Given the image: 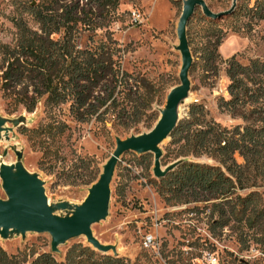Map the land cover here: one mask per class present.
Returning <instances> with one entry per match:
<instances>
[{"label":"rangeland","instance_id":"1","mask_svg":"<svg viewBox=\"0 0 264 264\" xmlns=\"http://www.w3.org/2000/svg\"><path fill=\"white\" fill-rule=\"evenodd\" d=\"M184 0H121L114 15L103 18L106 27L96 31V39L115 41L119 48L118 62L122 71L137 77L142 85L140 93L151 102L147 109L139 106L130 111L136 115L127 116L122 121L108 113L103 120L94 119L79 123L69 116L68 106L63 105L51 111V116L67 125L64 133L51 130L48 141L39 144L24 133V129H34L51 122L46 118L40 103L32 113L21 110L8 115L7 103L0 97V115L16 118L23 115L26 123L9 134V140H0V158L5 164H13L16 156L12 147L22 152L25 168L38 174L44 182V191L49 203L67 201L81 203L90 185L83 184L88 175H97L115 148V138L126 139L149 132L164 108L169 91L178 85L181 65L176 28L182 12ZM211 11L219 13L228 10L232 0H204ZM249 1V0H248ZM37 0H0V44L12 45L16 39V29L12 19L18 17L22 7L30 6ZM254 0L249 1L253 6ZM137 11L141 21L135 23L131 12ZM27 24L36 29L37 25L30 15L24 16ZM200 8H197L187 24V39L193 57L189 73L191 83L186 111L179 116L183 120L194 104H201L209 115L224 126L236 122L228 115L218 111L220 97H228L227 79L223 68L217 77L206 78L199 66V51L207 40L209 25ZM245 22V20H242ZM241 20L235 18L218 21L216 26L225 34L218 48L223 59L236 55L241 62L249 59L264 61V22L247 31L237 27ZM89 32L78 38L79 48L89 46ZM57 39L58 35H53ZM189 42V41H188ZM145 100V101H146ZM169 141L161 145L163 155ZM3 153H6L3 156ZM174 153L169 155L166 165L175 162ZM148 157V159L146 158ZM239 164L243 160L235 155ZM202 163H212L206 157L195 159ZM153 157L151 154L137 155L125 153L118 162L111 181V198L106 219L91 226L92 234L105 245H114L117 257L130 264H264V227L259 242L251 238L254 230L242 224L231 222L224 228H213L211 217L205 204L166 203L156 192L158 179L153 176ZM87 175V176H86ZM260 192L264 189H260ZM246 191H241V194ZM0 199H6L1 188ZM245 235H248L245 241ZM146 237H153L154 243L145 247ZM251 238V239H250ZM91 246L85 237H77L59 246V253L50 252L48 234L26 233L3 240L0 247L9 255L23 253L29 264L41 253H51L61 262L67 250L73 245ZM94 250V249H93ZM96 251V250H95ZM97 252V251H96ZM99 253V252H98ZM102 254V253H100ZM103 255L114 256L112 252ZM213 255L214 262L209 257Z\"/></svg>","mask_w":264,"mask_h":264},{"label":"trees","instance_id":"2","mask_svg":"<svg viewBox=\"0 0 264 264\" xmlns=\"http://www.w3.org/2000/svg\"><path fill=\"white\" fill-rule=\"evenodd\" d=\"M120 1L37 0L23 6L20 15L12 19L15 42L0 44V97L7 103L8 115L21 110L32 113L42 103L51 122L24 129L39 144L48 141L53 129L64 133L67 125L51 116V111L63 105L79 123L103 120L108 113L122 121L137 114L130 112L133 109L150 107L151 102L140 93L142 85L137 77L120 69L115 41L95 38L96 31L106 27L103 20L114 15ZM249 1L237 0L233 13L221 19L205 18L212 33L199 51L194 50L199 54L194 64L206 78L217 77L223 68L228 97H220L217 108L236 123L224 126L203 105L192 104L171 134L161 159L166 165L174 153V160L182 163L155 184L166 203L205 204L210 216H216L212 229L237 222L254 230L251 238L259 242L256 236L264 227V191H259L264 189V61L241 62L236 55L223 59L218 48L225 34L216 26L218 21L235 18L245 20L236 31H251L264 22V0H254L253 6ZM25 15L32 17L36 29L27 24ZM85 32L90 34V45L79 48L76 41ZM203 156L212 163L195 160ZM96 178L88 175L83 184L90 185ZM26 262L23 253L9 255L0 247V264ZM29 264L130 263L79 244L70 247L61 262L45 252Z\"/></svg>","mask_w":264,"mask_h":264},{"label":"water","instance_id":"3","mask_svg":"<svg viewBox=\"0 0 264 264\" xmlns=\"http://www.w3.org/2000/svg\"><path fill=\"white\" fill-rule=\"evenodd\" d=\"M237 0H232L228 10L215 13L204 0H184L178 20L176 50L181 57L178 73V85L174 86L166 97V103L160 110V116L154 127L147 133L130 136L126 139L115 138V148L102 166L98 179L88 188L87 195L79 204L67 201L49 203L44 191V182L38 174L28 171L22 162V152L15 147L13 164H5L0 158L1 188L6 199H0V238L3 240L15 236L23 239L26 233H46L50 237V252L59 253V246L67 241L85 237L92 249L99 253L112 252L117 257L114 245H105L94 237L91 226L106 219L111 198V181L120 158L127 152L137 155L151 154L153 157V176L160 180L182 163L177 160L164 168L161 165L163 152L161 145L170 140V136L179 123V107L190 94L189 73L193 57L187 39V24L195 10L200 8L203 15L218 20L231 15ZM26 123L21 115L9 118L0 115V140H9V134ZM6 153H3L5 156Z\"/></svg>","mask_w":264,"mask_h":264},{"label":"built area","instance_id":"4","mask_svg":"<svg viewBox=\"0 0 264 264\" xmlns=\"http://www.w3.org/2000/svg\"><path fill=\"white\" fill-rule=\"evenodd\" d=\"M131 16H132V19H133V21H134L135 23H138V22L141 21V15L139 14V12H137V11H132V12H131ZM153 243H154V239H153V237H146V238L144 239V242H143V244H144L145 247H150V246L153 245ZM209 259H210L211 262H214V261H215V258H214L213 255H211V256L209 257Z\"/></svg>","mask_w":264,"mask_h":264},{"label":"bare ground","instance_id":"5","mask_svg":"<svg viewBox=\"0 0 264 264\" xmlns=\"http://www.w3.org/2000/svg\"><path fill=\"white\" fill-rule=\"evenodd\" d=\"M192 100L191 95L189 94L188 98L184 101V104L180 105L178 113L179 116L182 115L185 111H186V107L188 105V103ZM11 164V163H10Z\"/></svg>","mask_w":264,"mask_h":264}]
</instances>
